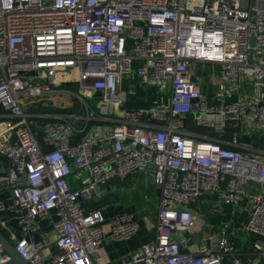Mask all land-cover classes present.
<instances>
[{"label":"built area","instance_id":"2783aa9c","mask_svg":"<svg viewBox=\"0 0 264 264\" xmlns=\"http://www.w3.org/2000/svg\"><path fill=\"white\" fill-rule=\"evenodd\" d=\"M263 77L264 0H0V228L28 264H108L104 225L127 240L138 222L82 203L142 171L155 236L120 264H263ZM138 89L151 103L125 107ZM208 194L246 198L250 253L226 233L191 244Z\"/></svg>","mask_w":264,"mask_h":264},{"label":"crops","instance_id":"0c3cea01","mask_svg":"<svg viewBox=\"0 0 264 264\" xmlns=\"http://www.w3.org/2000/svg\"><path fill=\"white\" fill-rule=\"evenodd\" d=\"M98 187L100 194H103L101 201L96 203L98 200L94 198L83 202L84 207L87 209L99 207L106 220H110L119 214H131L138 222L136 233L127 240H112L109 237L108 225H104L105 237L101 242L97 255L94 257L95 261L120 264L122 258L137 255L144 243L154 239L155 230L153 225L156 221L159 190L152 183L151 173L142 171L127 174L123 178L113 177L105 183L99 184ZM247 188L248 190H255L257 186L251 183ZM94 196L95 190L92 197ZM223 206L224 204L217 199L216 195L211 194L201 196L198 201L190 204V207L196 212L191 233V244L196 245L211 234L216 236L220 233H226L234 239L236 247L245 256L251 252L252 243L261 238L260 234L245 232L241 228L242 223L247 219L246 198L237 207H231L230 220L213 221V218L221 217L224 214ZM5 214H9V212L7 211ZM227 222L232 223L231 226L222 228V225ZM38 223L41 230L33 236L35 238L47 236L49 230L47 221L41 219ZM10 227L14 229L17 236H21L22 233L16 222L11 221ZM201 228L205 230V234L200 235ZM56 250L54 245L50 246L52 253H55Z\"/></svg>","mask_w":264,"mask_h":264},{"label":"water","instance_id":"95a60500","mask_svg":"<svg viewBox=\"0 0 264 264\" xmlns=\"http://www.w3.org/2000/svg\"><path fill=\"white\" fill-rule=\"evenodd\" d=\"M264 81V77L262 78ZM264 90V87L262 88ZM237 140L249 142V138L247 136H237ZM103 195V194H102ZM100 189L98 185L95 187V196L92 199L98 200L96 203L101 201ZM91 199V200H92ZM0 248L3 252L9 255V259L5 264H28L27 260L24 259L21 254L16 250L12 242L5 236L3 231L0 229Z\"/></svg>","mask_w":264,"mask_h":264},{"label":"trees","instance_id":"16d2710c","mask_svg":"<svg viewBox=\"0 0 264 264\" xmlns=\"http://www.w3.org/2000/svg\"><path fill=\"white\" fill-rule=\"evenodd\" d=\"M143 95H144L143 90L138 89V90L136 91V94L133 95V96L131 97V99H129V100L124 104V106H125V107H128V108H130V107H147V106L151 103V99L145 101V100L142 98ZM59 110H60V109H59ZM0 113H1V108H0ZM1 119H2V118H0V120H1ZM0 159H1V158H0ZM223 204H224V206H223V212H224V214L221 215V217L213 218V221L218 222V221H220V220H223V221H228V220H230V218H231V212H230V209H231L232 205H231V204H225V203H223ZM94 208H96V207H94ZM90 209H92V208H90ZM0 229H1V228H0ZM1 230L3 231V233L5 234V236L8 237L7 233H6L3 229H1ZM263 264H264V260H263Z\"/></svg>","mask_w":264,"mask_h":264},{"label":"rangeland","instance_id":"374dc122","mask_svg":"<svg viewBox=\"0 0 264 264\" xmlns=\"http://www.w3.org/2000/svg\"><path fill=\"white\" fill-rule=\"evenodd\" d=\"M71 95L69 94L68 91H62V92H58L57 96H56V101H60L63 102L64 104H66L67 100L69 99ZM55 105H58L57 103H55ZM67 105V104H66ZM82 175H86V172H82ZM205 234V230H203L201 228V232L200 235Z\"/></svg>","mask_w":264,"mask_h":264}]
</instances>
